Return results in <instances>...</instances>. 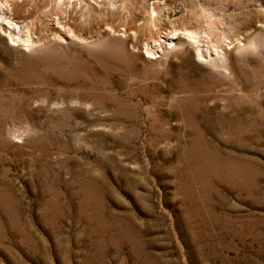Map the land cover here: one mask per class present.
Returning a JSON list of instances; mask_svg holds the SVG:
<instances>
[{
    "label": "rangeland",
    "instance_id": "rangeland-1",
    "mask_svg": "<svg viewBox=\"0 0 264 264\" xmlns=\"http://www.w3.org/2000/svg\"><path fill=\"white\" fill-rule=\"evenodd\" d=\"M5 2L0 264H264V0Z\"/></svg>",
    "mask_w": 264,
    "mask_h": 264
},
{
    "label": "bare ground",
    "instance_id": "bare-ground-1",
    "mask_svg": "<svg viewBox=\"0 0 264 264\" xmlns=\"http://www.w3.org/2000/svg\"><path fill=\"white\" fill-rule=\"evenodd\" d=\"M9 6L10 5L5 2L2 5V7H0V11H1L0 20L4 21L9 26L10 29H12V30L17 29L16 34L15 33L14 34H12V33L8 34V40L17 46L19 43L22 42V43L26 44L27 48H31L39 40L36 42H33V40H32L33 36L32 37L30 36V34L28 32L29 30H28V28H26V24H22V23L20 24L19 22H17V21L15 22L12 20V18L10 17V7ZM7 15H9V16H7ZM17 23H19L20 25H17ZM111 29H113V28H111ZM70 33H71V30L69 29L68 25L65 22H62V21L60 22L57 19V17L54 18V29L52 30V33L50 34L52 39H59L63 42L64 37L69 36ZM163 34L164 35H162V37H161L162 40L158 39V41H152L151 42L152 44L149 47H145L144 50H145L146 54H148L149 56L155 57L156 54L159 55V53H163L166 49H170V48L172 49V47L175 44L174 41L179 39V36L174 32H166ZM188 38L195 40L198 37H197V34H195L193 32H189ZM206 42H207V40H206ZM202 54L203 53L201 50L200 55L202 56Z\"/></svg>",
    "mask_w": 264,
    "mask_h": 264
}]
</instances>
